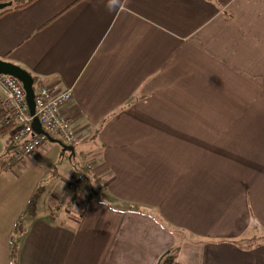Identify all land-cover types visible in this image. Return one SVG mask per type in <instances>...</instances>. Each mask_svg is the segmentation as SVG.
Segmentation results:
<instances>
[{"label":"crops","instance_id":"crops-1","mask_svg":"<svg viewBox=\"0 0 264 264\" xmlns=\"http://www.w3.org/2000/svg\"><path fill=\"white\" fill-rule=\"evenodd\" d=\"M0 58L71 89L100 181L67 191L72 162L63 195L25 214L39 182L17 164L52 147L17 161L1 132L0 264L18 219L16 264H155L167 248L123 244L149 219L131 204L183 235L179 264H264V0H34L0 15Z\"/></svg>","mask_w":264,"mask_h":264},{"label":"built area","instance_id":"built-area-1","mask_svg":"<svg viewBox=\"0 0 264 264\" xmlns=\"http://www.w3.org/2000/svg\"><path fill=\"white\" fill-rule=\"evenodd\" d=\"M35 115L38 117L43 130L69 145L79 141L73 121L64 113L63 107L71 99V89L57 90L54 83L38 80L33 84ZM0 130L9 128L7 133L8 145L12 146V155L21 161L34 153L47 140L44 134L36 133L32 128L33 116L29 113L26 93L22 83L14 76L0 74ZM43 145V144H42ZM91 166L87 165L86 169ZM68 186L78 190V185L84 180L81 173H75Z\"/></svg>","mask_w":264,"mask_h":264},{"label":"rangeland","instance_id":"rangeland-1","mask_svg":"<svg viewBox=\"0 0 264 264\" xmlns=\"http://www.w3.org/2000/svg\"><path fill=\"white\" fill-rule=\"evenodd\" d=\"M76 131L78 133V129ZM55 138L59 139L58 135H55ZM86 142H87L86 140L84 142L80 141V142H77L73 145L75 154H74V157L70 160L69 159L70 154L68 151H63L62 148L56 143H52V142H49L47 140L44 141L42 144L47 143L48 145H51L50 147H52V150L48 153V157H46L45 159H42V160H38L36 162L35 161H31V162L26 161L23 164H17L18 166L21 165L22 169L28 165L19 174L20 180L21 181H27L30 179V177L33 176L34 181H35V177H38V182H39V183H37V184H39L38 186H43L45 189L43 194L40 196L41 200L43 197H45V198L49 197L51 200V196L54 199H56V196L59 192L61 193V196H62L63 195L62 193L65 190V183H64L63 177L67 175V170L69 171L70 169H72V162L75 163L76 165H78L79 167L86 168V166H87V165L82 166V164H85L86 161L89 160V156H86L84 158V157H82V155L79 152L80 148H83L82 145H85ZM64 143L67 144L66 142H64ZM86 145H88V144H86ZM84 151H85V153H87V148H85ZM31 163L33 165L29 166V164H31ZM45 168L50 169L54 174L53 175L48 174V173H47L48 175L44 174ZM83 171H84V174H86V172H89L90 170L84 169ZM75 173H77V172L75 171ZM73 177H74V175H72V177L66 181V189H67V191H69L72 194H79L81 192L82 185L85 181V176H84V180L81 183H79L77 191L73 190V188L75 186H73V187L68 186V182L71 179H72V181L74 180ZM9 179L10 178L7 179L8 182L12 181V179H10V180ZM8 185L10 187H16V186L22 185V184L21 183L20 184L12 183V184H8ZM24 189H25V187H24ZM96 189H97V186L94 187V190H96ZM90 193H92L91 196L94 199H98L100 197V192H98V191H94V193H93V191H91ZM79 198H82L83 200H85V198L82 195ZM81 205H82V203L79 202L78 207H80ZM127 206H128V208H134L136 211L142 212L143 215L146 214L145 216L149 219H142L141 221H135L131 224L128 221L126 223V226L124 229L125 235H123V237L126 238V243H123V244H125L126 246H129V247H131L137 251L139 250V252H141V248H143L144 251L146 249L148 251L154 250L152 248V246H155L157 251H158V249L159 250L160 249L166 250V248L167 249H173L176 247L179 248V246L181 245L179 242H180V239L183 237V235L180 234L178 230L174 229L173 227H171L170 225H168V223H165L164 221L160 220L161 225L158 224L157 223L158 219L155 216V214L149 209V206H141V205L136 206V205H132V204L127 205ZM43 209H44V206H42V204H41L38 206V210L36 212L42 214V212L44 211ZM60 209L65 211V208L63 206H61ZM18 236L20 237V235H18ZM165 236H166V240L164 239ZM124 238H122L121 240H123ZM11 239L13 242V246L11 248L10 264H13L12 253H13V248L15 246V241L13 239V233L11 235ZM18 240H19V238H18ZM166 241H167V244H165ZM134 256L139 257L140 253L136 252L134 254ZM144 260L147 261V259H144Z\"/></svg>","mask_w":264,"mask_h":264},{"label":"water","instance_id":"water-1","mask_svg":"<svg viewBox=\"0 0 264 264\" xmlns=\"http://www.w3.org/2000/svg\"><path fill=\"white\" fill-rule=\"evenodd\" d=\"M12 4H13L12 0L0 1V11L5 8L11 7ZM0 74H8V75L14 76L22 83L23 88L26 93V101L28 104L29 113L31 116H33V119H32L33 130L38 134H44L47 137V141L58 144L62 148L63 151H68L70 154L69 158H71L75 153L74 146L65 144L60 139L54 138L53 136L47 134L43 130L38 117L35 115V100H34V88H33L34 79L32 75L27 70L22 68L21 66L14 64L12 62L3 60L1 58H0Z\"/></svg>","mask_w":264,"mask_h":264},{"label":"trees","instance_id":"trees-1","mask_svg":"<svg viewBox=\"0 0 264 264\" xmlns=\"http://www.w3.org/2000/svg\"><path fill=\"white\" fill-rule=\"evenodd\" d=\"M12 1H13L12 6L1 10L0 11V15L5 13V12H7V11H9V10H11V9H14V8L24 7V6L28 5V4H30L31 2H33L34 0H12ZM32 77L34 79L33 84H35L38 81V79L36 77H34V76H32ZM8 131H9V128L2 127L1 130H0V134H1V132L3 134H6V133H8ZM7 148L11 149V151H12V146L8 145V139H7ZM75 168H76V172L77 173H81V174H83L85 176V180L86 179L89 180L88 178H90L89 181H91L92 183H97L96 178L94 179L89 172H86V174H84L83 170L86 169V168L79 167L78 165H76ZM97 185H100V181H99V183H97ZM44 191H45L44 187L43 186H39L32 193V195L30 196V199L28 201L27 207L25 209V214L34 215L36 213V211H37V203L39 201L40 196L43 194ZM21 232H22L21 220L18 219L16 221V224H15V227H14V230H13V239H14L15 242L18 241V238H19L18 235H20ZM15 252H16V244H15V246L13 248V253H12V262H13V264H16L15 263V257H14L15 256ZM177 252H178V248L177 247L164 251L158 257V259H157L155 264H179L178 261H177Z\"/></svg>","mask_w":264,"mask_h":264}]
</instances>
